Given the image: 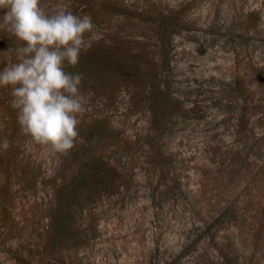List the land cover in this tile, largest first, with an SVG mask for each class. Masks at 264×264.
Returning <instances> with one entry per match:
<instances>
[{"label":"rangeland","instance_id":"rangeland-1","mask_svg":"<svg viewBox=\"0 0 264 264\" xmlns=\"http://www.w3.org/2000/svg\"><path fill=\"white\" fill-rule=\"evenodd\" d=\"M42 3L52 12L70 6ZM94 3L74 13L90 15L95 28L92 48L69 69L84 74L86 112L68 155L23 134L0 89V138L11 141L0 150V264H264L254 220L264 202V0ZM158 13L180 25L168 36L167 63ZM7 37L0 31V69L19 45ZM165 82L164 107L156 87ZM97 122L111 132L87 142L85 130ZM83 144L106 155L119 178L74 212L65 235L82 244L49 248L55 191L76 171ZM213 236L232 250L228 260L217 256Z\"/></svg>","mask_w":264,"mask_h":264},{"label":"clouds","instance_id":"clouds-1","mask_svg":"<svg viewBox=\"0 0 264 264\" xmlns=\"http://www.w3.org/2000/svg\"><path fill=\"white\" fill-rule=\"evenodd\" d=\"M0 31L15 38V59L0 69V89L9 91L20 131L34 143L68 155L86 112L84 74L76 69L93 46L90 15L47 10L42 0H0ZM11 141L0 138V150Z\"/></svg>","mask_w":264,"mask_h":264},{"label":"trees","instance_id":"trees-1","mask_svg":"<svg viewBox=\"0 0 264 264\" xmlns=\"http://www.w3.org/2000/svg\"><path fill=\"white\" fill-rule=\"evenodd\" d=\"M70 6L68 11L76 13L79 10H89L93 5L96 6L94 0H68ZM118 9V8H116ZM154 23L156 24V33L159 46L161 49V59L165 60L169 56V41L168 36L174 32L175 28H178V18L174 14L163 15L158 13L154 17ZM11 38L7 37V41L10 42ZM19 46V45H18ZM15 44L13 48L18 47ZM167 63V61L165 62ZM159 93L157 103L164 107L169 102L170 84L165 82L163 90L156 87ZM170 92V91H169ZM246 114H243V119L239 122L240 131H247L249 120L246 118ZM110 128L102 123H94L85 130V140L87 142L99 141L103 137L110 134ZM80 156L76 161V171L70 176L69 179L64 180L58 185L55 191V209L51 214L49 222V230L47 231L46 243L47 247L53 248L56 244L61 243L67 247L79 246L82 244L84 237L80 235H65L67 233L68 224L74 217V212L82 211L86 208V204L90 202L88 199L92 196L95 200L96 197L102 195L105 192H110L116 185L119 174L115 168L108 163V157L100 152H94L90 150V146L83 144L79 147ZM157 158H162L160 153L156 154ZM264 165V164H263ZM90 204V203H89ZM224 214V212H223ZM223 214L220 213L215 220L209 224V232L216 227V224L222 222ZM254 220L257 223V236L259 233L264 235V202L259 209L255 211ZM254 236V237H255ZM214 243L216 254L218 257L224 260H228L232 255L229 247H220L221 243L216 241V237L211 238ZM256 245V244H255ZM225 248V249H224Z\"/></svg>","mask_w":264,"mask_h":264}]
</instances>
